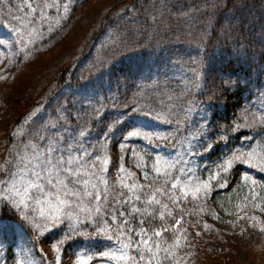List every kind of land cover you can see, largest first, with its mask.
<instances>
[{"label": "rangeland", "instance_id": "obj_1", "mask_svg": "<svg viewBox=\"0 0 264 264\" xmlns=\"http://www.w3.org/2000/svg\"><path fill=\"white\" fill-rule=\"evenodd\" d=\"M0 41V264H264V0H0ZM40 137L117 200L151 191L96 222L28 187Z\"/></svg>", "mask_w": 264, "mask_h": 264}, {"label": "snow or ice", "instance_id": "obj_2", "mask_svg": "<svg viewBox=\"0 0 264 264\" xmlns=\"http://www.w3.org/2000/svg\"><path fill=\"white\" fill-rule=\"evenodd\" d=\"M28 7L31 8V3L28 4ZM48 7H52V5H48ZM0 43H4L0 41ZM230 86V85H229ZM150 115V113L148 114ZM128 113L121 112L117 115V118L113 120L110 124L106 127L108 131L104 133L105 138L112 135V133L118 128L120 124H122L127 119ZM132 130H126L121 134L122 139L124 138L125 134L128 138L132 137H142L145 140L151 141L155 136L156 133L152 131H145L143 127L134 126L131 127ZM41 141H46L43 150L37 148V151L33 157L35 160V166L33 168L32 175L35 178V183L32 180H28L27 184L29 188H37L41 193L45 191V186H52L53 192H63L67 193L71 197L77 198V203L87 199L89 206L86 207V211L89 213L93 212V202H95V213L97 214L96 222H99V214L102 210L111 211L107 207V205H111L113 203H128L131 201L139 202L141 197L144 195L141 189L148 188L151 191V185H136L134 183H124L122 180L120 181V186L127 190V192L131 193L130 196H124L122 199L117 200L115 195H107L108 189L105 187L101 189L96 182H94L95 173L87 171L85 165L82 163V157L78 154L73 155V152L79 153L81 150L78 148H74L73 145L68 144L66 141H57L54 139H50L48 137H40ZM240 157L237 155H233L232 159L237 160ZM99 158L97 157V160ZM107 163V161H105ZM157 165H159V161H157ZM91 167V166H89ZM166 167H171L170 165H166ZM155 171L157 173L161 172V167L156 166ZM83 173V175H81ZM165 174H167L165 172ZM85 177H88L87 179ZM69 185L72 187L70 188ZM89 188L92 190L89 191ZM198 191V189H197ZM139 192V194H137ZM164 192V189H157L155 192H152V195L148 196L147 203L149 206L151 204H155L159 207L161 201L156 199L158 194ZM196 192H193L195 195ZM51 195V193H49ZM56 203L50 205V214L53 218H56V214L60 211L61 205L67 203L66 200H61L59 195L55 197ZM102 201H107V204H101ZM23 200H21V204H23ZM19 207V205H17ZM133 212H140L141 209L136 207V203L131 204ZM167 208V205H165ZM116 212L119 213V217L123 218L126 213L120 212L119 209H116ZM106 214V213H105ZM166 215L165 211H160L159 216L164 217ZM113 220L118 219L116 214L111 216ZM91 219V216H89ZM56 223L60 221L55 219ZM142 223L146 221H141ZM181 220H176V225H180ZM38 227V226H37ZM162 231H166V229H161L157 231L155 235H161ZM179 237H177V241ZM61 243V241H57V244ZM54 248L57 245H53ZM58 250V249H57ZM101 256L106 255V253H100ZM115 256V253H112ZM91 260L92 257H89ZM120 260L128 259L127 254L124 250H121L119 255ZM140 260H143V256H140ZM54 264H61L59 260H54Z\"/></svg>", "mask_w": 264, "mask_h": 264}, {"label": "trees", "instance_id": "obj_3", "mask_svg": "<svg viewBox=\"0 0 264 264\" xmlns=\"http://www.w3.org/2000/svg\"><path fill=\"white\" fill-rule=\"evenodd\" d=\"M7 219H12V220H15L16 217H7Z\"/></svg>", "mask_w": 264, "mask_h": 264}]
</instances>
